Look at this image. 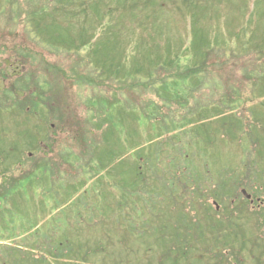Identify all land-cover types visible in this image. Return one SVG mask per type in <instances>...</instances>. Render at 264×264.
Listing matches in <instances>:
<instances>
[{
  "label": "rangeland",
  "instance_id": "obj_1",
  "mask_svg": "<svg viewBox=\"0 0 264 264\" xmlns=\"http://www.w3.org/2000/svg\"><path fill=\"white\" fill-rule=\"evenodd\" d=\"M132 1L137 0H119L120 4L117 3V6L121 5L122 7H128L129 3ZM140 1L143 2L145 6L139 5L140 9L132 13H121L120 11H116L115 14L111 13L114 17L110 19L108 18V15L110 16L108 12L109 9L107 10L106 6H111V9H113V5H115L114 0H104L105 4H102L99 11V15L104 17L105 23L108 24L112 30L116 32L119 31L118 36H120V38L114 43L117 44V49L124 51L125 54L132 51L133 47H135L139 41H142L143 36L148 41L151 39V41L159 43L156 48L162 55L166 54L164 48H167V54L169 58H172L177 51H179V53H184L185 49L188 48V37L191 36V26H196L195 29H202L204 27L206 32H211L221 27V20H223L224 23L222 33L238 34L242 38L243 35H241L242 33H240V30L242 26L248 25L252 30H254V28L256 29L255 31L258 30L257 46L263 42L261 35L264 37V0H200L196 2L198 7L193 9L192 12L191 10L186 11L185 9L183 11H178L175 9L173 3L168 0ZM160 3L163 8V13L158 14L155 17L156 19L152 17L150 19L147 18V20L151 21L150 23L156 21V24L145 26V29H147L145 31H150L146 33V35H151L150 38H147L145 37L143 29L140 30L138 28L136 19H142L141 16L143 15L140 16V13L143 11L150 13L157 10ZM0 5L4 7L6 2L1 0ZM92 12L94 13V11ZM92 12L88 13L87 22L85 21L86 19L83 21V19L77 18V20L73 21L70 25H63L62 27L56 26L51 28V30L56 32V37H64L67 33L73 35L81 33L82 31L80 28H82L84 29V38L88 39L90 35L93 34L95 36L94 39H98L100 37L99 27H97L96 23L90 22V19H95V15H92ZM218 14L220 18H215ZM134 15L136 17H134ZM193 16H195V21L192 24L191 20ZM225 19L226 21H224ZM77 21H80V23L82 22V25H78L76 23ZM105 23L104 25H106ZM24 28L31 32L30 25H26ZM158 28L161 29L163 33L155 32ZM0 32H5V29H0ZM18 32L21 37L22 34L20 31ZM153 32L154 34L152 35ZM252 32H247L246 34H252ZM27 37H24L23 44H21L22 41L19 42L16 49L20 54H26L28 57L35 56L37 60H40V64H42L41 59L44 58L49 64L59 66L64 72L68 70V74L70 75L68 64L73 61L72 58H67L65 56L54 58V55L45 51L48 45L40 44L37 46L36 44H32L33 41L30 42L28 40V38L35 39L34 33L31 32V36ZM232 40L236 43L235 39ZM246 41L247 39L243 40V42ZM252 43H255V41L253 40ZM181 44H183V46L179 50L178 47L181 46ZM86 48V45L82 47L83 52L86 51ZM0 52L1 69L2 65H4V60H8L7 58H10L11 55L6 51L3 52V50ZM117 52L120 54L119 51ZM100 53L93 59L91 62L92 65L90 64V59L86 56L82 59L80 64L83 68L81 70L82 73H86L84 69H90L91 67L96 68L97 66L101 67V61L103 62V60L104 62L107 60L109 63H112V57L108 58L107 52H105V56H100ZM226 56L227 53L225 54V57ZM26 61L36 66L32 59ZM129 61L130 60H128V63L123 60L121 62L125 65L128 64V67L129 65L135 66ZM230 62L236 63V68H242L244 70V66H248V62L253 63V60L238 56L237 59H230ZM254 64H256V62ZM212 67L214 69L212 62H209L207 67V71L210 70L209 77L202 82L205 86H211V94L213 97L209 100L211 102L209 105L210 108L200 113L193 107L190 109L189 113L184 114L183 118L178 120L174 118V115H171V118H169V116H164V118H160L159 122H155L153 119L157 117V114L152 113L150 115V113H144L148 115L147 118L137 109L147 102L150 104L151 109H153L151 103L155 105L160 103L153 92L157 82L152 86L148 85L146 88L144 86L146 82L158 79L160 76L158 72L148 75L144 68L142 74L133 73L130 75L127 81L134 79L136 82L133 86L130 82L127 83L128 87L122 92L126 95L127 101L115 99V97L112 96L113 93H115L112 90L114 85L107 84L103 87H99V91L102 92V94L104 93V95L101 94V96H104L105 100H107L106 102H109V107L107 106L108 103H104L106 112L109 108L111 114L117 111H124L126 113V110L129 111L131 107L134 108L133 114L135 115L137 129H133V132H130L128 124L127 128L122 129L121 133L125 135V142H122L119 146V150L116 151V154L119 152L118 155L123 151L120 155L121 158L123 157L122 159L116 155H108L106 153L102 158L103 162L105 160L103 167H95L93 164L91 168H85L87 173L92 172L90 174L94 175L93 185L90 181L85 187H82L81 184L84 182L82 178L79 179L78 184L76 183V185H74L75 176L71 175L74 173L73 170L70 173L66 169L68 167H64V163L60 162L62 156L60 153L61 151L59 152L57 147L60 146L62 139H57L55 136L53 139L46 140V142L44 141V149L47 150L45 151L46 159L55 157L52 152H59L56 154L55 158L60 162L58 163L62 168L60 172H55L51 169H46L43 172L47 178L50 177L49 179L53 181L51 184L53 187H55V182L60 181L62 178L65 179V185L63 187L56 184V199L60 200L58 202L62 203V200H64L66 196L70 197L71 201L76 200L78 202L77 204H84L85 202L83 199H86L88 205L94 207L99 214H103L106 211V207L113 206L114 200H120L123 188L125 193L124 198L130 195L131 192L125 189L126 186L133 187L132 192L139 195L141 198H147V202H140L138 204V206L144 205V209L147 207L143 210L142 214L140 212L137 216H135V214L131 216L134 218L143 215L139 218L144 221L143 224L145 225H137V227H134L131 222V217L130 219L127 217L125 220L126 224L123 223L119 227L117 238L115 237V233H113L112 238H106L105 233L101 232V234L98 233L89 239L92 243V247L89 249L104 250L110 254L114 253V256H75L76 258H71L68 261L70 263L66 264H158L157 258L159 256L168 253H182L181 250L171 249V247L174 244L181 245L184 242L186 245H188L187 243L190 245V249H185V251L187 250V255L192 257L190 264H264V240H262L264 238V227H260L264 225V220L261 221L259 218L260 222L256 223L254 215L248 217L243 222L234 220L230 224L228 230L230 234H234V236H232L221 232L218 219H214L207 212L212 211L215 206L223 208L226 204L223 200H226L227 203L233 200V205L235 207L233 209L234 215L243 218L244 216H240L239 213H237V207L242 205L240 189H237V186L240 184L238 174L240 178L243 179L244 174L247 173V175H249V173H251L253 174L254 183L258 191L254 193L256 187H250L251 191H248L249 193L253 192L255 197L263 200L261 210L257 212V215L264 214V192L263 190H261L262 193L259 192V188L264 187V146H251V141H247L244 147H237L236 144L228 142L226 138V142H223L219 126L220 121L226 123V120H221L218 117L215 119V116H218V113L215 112L225 109V106L228 107L230 104L228 106L226 104L222 106L223 103H221L222 105L219 104V93H222V95L226 93L225 90L221 88L222 86L218 83V80L227 81L229 85L233 83L238 84L237 86L242 93V101L244 104L238 109H234V112L240 113L239 115L244 119L250 116V111L254 113H263V130L264 106L260 102H264V97L261 96L259 98L258 94L255 92L257 90L250 91V84H248V86L247 82L245 83L246 90L244 92L243 86L240 85L243 81L238 77V75H240L238 74L239 71L237 73L235 70L229 69V67H222L221 73L219 71L214 73L211 71L213 70ZM256 70L259 71L258 69ZM253 74L257 75L256 72H253ZM48 77L57 81L55 85L60 84L61 86L63 84L67 88L64 91L69 92V97L65 100V104L70 106L71 110L74 108L72 113L78 114V117H85L83 115H85L88 105L90 109H94V111L100 109V106L96 104L100 94L90 96L97 91L93 92V89L89 85L70 81V78L74 79L73 77H66L65 80L62 78V74L57 70L47 72L42 79L40 78L41 89L45 92L51 89V86L46 82L47 80H43ZM92 77L96 78L97 74ZM29 85L30 84H28V86ZM262 85L264 86V84ZM158 90L160 91V88H158ZM254 92L255 96H252L251 93L254 94ZM16 93L19 95L26 94V88L25 92L17 90ZM117 93L120 94V91ZM199 95L200 97H198V100L196 99L195 102L201 103L208 99L207 96L209 94L202 95V93H200ZM186 97L187 95L184 93L182 98ZM135 106L138 107L135 108ZM29 107L30 111L28 113L19 106L14 109L17 113H12L10 108L6 109L5 107H0V115H2L0 132L11 133V137L8 138L7 141H5L4 138L0 141V264H58L57 260L48 255H44L45 258H43L39 255V252H37L36 255H30L28 251L25 252L21 251L23 249L19 250L14 248L12 243L8 240H12L14 236L20 233H27L31 229L32 233L39 235L40 238H42L41 235L45 233L46 238L42 239L47 240L48 236L53 231L58 230V227L60 228L65 224L62 220V217L65 218V216L62 213L56 212L58 204H56L57 206L54 209L55 212L51 214L49 210L47 211L46 203H49V208H51L53 204L50 203V201L43 202L44 198L39 200L36 197L37 194L34 188L45 186L44 177L37 176L36 174L33 178L28 177L32 174L34 165L43 157V155H39L37 152L38 145H36V142L44 138L42 129H40L41 138L38 130H34V128L42 122V120H40V115L37 114L40 113V108L43 107L40 103L29 104ZM57 111H60V113L64 115L65 107L62 105L58 106ZM159 113L160 115H164L166 114V110L160 109ZM90 115H93L92 111H90ZM126 115V119L127 117L128 119H132L134 116L129 114ZM234 118H236V116H234ZM176 121L178 122L177 124H175ZM189 123L190 126H188ZM124 124L126 123L124 122ZM247 124L248 123L245 124V127L249 130L248 128L250 125ZM110 125L114 127L113 123H110ZM175 125L179 127L177 128L178 135H172V132H169L170 128ZM58 126H60L59 123ZM182 127H185V131H181ZM44 129L48 134V128L46 127ZM125 129H127V132ZM257 129L259 130L258 127ZM109 133L112 140V133ZM216 135L217 144L219 145L216 152H207L204 154L198 151L199 149H206L210 145V139L216 140ZM27 140H30V144H28ZM231 141L235 142L234 140ZM43 145L41 144V146ZM13 147H16L15 152L12 151V149H14ZM40 148L39 146V150ZM179 150L182 152H178ZM79 151L81 150H78V153H80ZM180 153L182 154L179 155ZM108 156L115 157V160ZM85 160H87V156L79 154V159L73 161L72 164L75 165L77 163L79 165L83 161L85 162ZM127 164L131 170L128 174L125 175L122 173L123 175L119 176V174H121L120 172L124 170L123 166ZM142 164H144L145 168ZM138 167L142 175L136 178V172L133 169H138ZM117 171L119 173H117ZM149 171L153 173L146 175ZM207 171H209L210 174L204 177ZM192 173H194V177H192V181L194 182H189L190 178H188L187 175H191ZM219 175L223 179H219ZM78 176L81 175L79 174L76 177ZM46 177L45 181H47ZM114 177L116 179H114ZM163 183L168 184L165 189H163ZM202 183L206 188H203L202 191H198L197 185ZM247 183L249 184L250 182L247 181ZM193 184L194 186L192 187ZM221 184L225 186L222 187ZM22 185L28 187L27 190H32L28 191V193H21ZM185 185L188 186V190L183 189ZM115 186H117L116 189ZM93 191H98L99 197L95 200H90V198H94ZM163 192L169 193L173 201L171 198H165ZM156 199H158L160 203H157ZM79 200L82 201L79 202ZM156 203L158 210L155 211L154 206ZM125 204L124 214H127L129 212V207L126 202ZM43 205L44 207H42ZM253 205L257 206V203ZM59 207L62 206L59 205ZM152 208L154 209L152 210ZM75 212L82 213V210L80 207L74 208L73 211H69V216H74L73 214ZM149 212L150 214H148ZM222 214L226 215L224 209L222 210ZM103 216H105V214H103ZM83 218L87 219L86 216ZM52 220H56V223H53ZM68 221H72V219H68ZM81 221H83V219L74 220L73 223H76L69 231L73 239L72 251L87 249L83 248L78 243V227H82L84 232L91 231L94 228L87 225L82 226ZM150 221L153 224V229L149 227ZM94 222L96 223L97 219ZM194 223L199 225L195 231L190 230V227ZM99 224H103V221H98V225ZM172 224L178 225L172 226ZM259 227L261 228L260 232ZM239 229L244 230L243 235L246 240L258 238V240L252 241L255 244L253 250H249L250 244L248 245V242H246V249L244 251L240 252L238 250L237 245L239 243L237 241L241 236V234L238 235ZM175 230L180 232H175ZM190 231L194 237L192 239L183 240V234L187 232L191 233ZM180 233L182 236L179 235ZM57 235H59V232ZM220 242L226 246L229 245V247L233 246L234 249H226L223 246H219ZM62 262L63 261H61V263L59 262V264H65Z\"/></svg>",
  "mask_w": 264,
  "mask_h": 264
},
{
  "label": "trees",
  "instance_id": "obj_2",
  "mask_svg": "<svg viewBox=\"0 0 264 264\" xmlns=\"http://www.w3.org/2000/svg\"><path fill=\"white\" fill-rule=\"evenodd\" d=\"M1 1V0H0ZM6 2V5L2 7L0 5V29H5V32H0V51L3 50L8 52L11 56L10 58H7L8 60H4V65H2V68L0 69V107H5L6 109L10 108V111L12 113H17L16 110H14L16 107H20L22 110L30 111L29 104L32 103H40L43 108H40L39 115L43 119L42 122L47 124L48 127V134L49 136L55 137L56 135V129L62 130L63 133H66V138L69 141V144L71 143V147L73 151L75 150L78 153V150L80 153L78 154H84L87 156V161L90 162V164H94L95 167H103L105 164V160L103 162L102 158L107 153L108 155H116L119 158H121L122 152L118 155L116 154V151L119 150V146L121 144L120 136L122 135L121 131L123 128H127V126H124V122L128 121V124H131L130 132H133V129H137V123L135 120V117L132 119L127 120L125 118V115L121 111H117L114 114H111L108 111H105L104 103H108L107 106L109 107V102H106L104 96H101V92H98L97 94H100L98 96V100L96 103H99L104 108L99 109L98 111L92 110L93 116L96 118H100L99 120H96L95 126H91V120L86 117L85 119L79 121L76 116H73L72 110L68 109V107H65V96L68 94V92L64 91L67 89L62 83L55 85L57 81H54L51 77H48L47 79L44 78L43 80H47L46 82L51 86V89L48 92H45L41 89L40 86V78L42 79L44 74L47 72L52 71H59L62 74V78L66 80V77H73L74 79L70 78V81H75L78 84H84V85H92L93 92L98 91L97 87H103L107 85L106 83H110V85H114V88L112 89L115 93H113L112 96L115 97V99H123L121 95H117L118 91H122V86L126 84V81L130 75L133 73L135 74H142L144 72V68L146 69V73L148 75H151L155 72H160L159 80L162 83H165L166 79H169L170 81H173L172 88L174 90L182 89L183 93L187 95L186 98H191L192 94L196 90L200 89L199 83L203 82L204 80L200 77H205L206 73H210V70L207 71V65L209 62H212V65L214 66V69L211 70L212 72L219 71L221 73L222 67H229V69L235 70L237 73L239 71L238 77L243 81L240 85L243 86V90L245 92L246 87L245 83L247 82V85L250 84L249 90L255 91L258 94V97L261 96L264 97V64L260 61L264 60V37H262V44L255 46L252 42L253 40L255 42H258L257 36H258V30L255 31L251 30V28H247V26H242V38L237 35L233 36L232 34H224L222 33V27L224 25L223 20L222 25L217 30H212L211 32H206L205 28L203 29H195L196 26H191V36L188 37V48L185 49L184 53H179V51L176 52V54L169 58V55L167 54V48H164V51L166 54L162 55V53L158 52L156 46H158L159 43L156 41H151V39L148 41L142 36V41L139 42L135 47H133L132 51H129L128 53H124V51H120L117 49V44L114 43L118 38H120L119 33L115 30H112L108 24L105 23L104 17H101L99 15L100 8L102 4L104 3V0H4ZM173 3L175 6V9L178 11H183L184 9L186 11H193V9H196L198 6L196 5L197 1L200 0H168ZM215 1V0H213ZM115 5H113V9H111V6H106L108 12L110 13V16L108 15V18H113L116 11H120L121 13L124 12H130L132 13L135 10L140 9V6H145L143 2L140 0L132 1L129 3L128 7H122L117 6V3L120 4L119 0H114ZM155 3V2H154ZM105 4V3H104ZM153 13L155 12L156 15L163 13V8L161 3L159 4ZM121 8V10H120ZM111 9V10H110ZM223 10V9H222ZM94 11V13L92 12ZM92 12V15H95V19H90V22L96 23L98 29L100 30V37L98 39H94V35H90V37L84 38L83 31L84 29H81V33H78L76 35L73 34H66V36L56 37L55 31H52L51 28L54 27H62L63 25H70L75 17L78 19H86L87 22L88 13ZM112 13V14H111ZM149 14H152L150 12ZM154 16V14H153ZM134 17H136L134 15ZM141 20H139L138 25L140 27L144 26H151L153 24H156V21L154 23H150V20H147V18L141 16ZM215 18H220L219 14ZM192 24L195 21V16L192 18ZM226 21V19L224 20ZM104 23L106 25H104ZM226 24V22H225ZM30 25L31 26V32L34 33V38L31 39L28 38L31 36V32L27 31L24 27ZM159 25V24H158ZM247 28V29H246ZM79 30V29H78ZM22 34L20 37L19 32ZM246 31V32H245ZM253 31V32H252ZM148 32V31H147ZM150 32V31H149ZM148 32V33H149ZM155 32L163 33L161 29H156ZM244 32V33H243ZM247 32H252V34H246ZM154 32L152 33V35ZM157 35V34H156ZM28 38L30 42L33 41L32 44H36L39 46L40 44H46L48 45L47 48H45V51L49 52V54L54 55L53 57H60L65 56L68 58H72L73 61H71L68 65L70 68V75L68 74L69 71L66 70L65 72L56 65L49 64V62L46 59L37 60L35 56L28 57L26 54H20L16 49L19 45V42L23 44L24 37ZM210 36V38H209ZM151 35L147 36V38H150ZM227 38V39H226ZM232 39H235V42H233ZM247 39L246 42H243V40ZM151 41V42H150ZM171 44V43H170ZM184 44V43H183ZM179 46V50L183 46ZM248 44H251L252 47H249ZM86 45V51L83 52L82 47ZM36 46V47H37ZM116 46V47H115ZM128 46V45H127ZM20 48V47H19ZM38 48V47H37ZM119 51L120 54L117 52ZM101 52V53H100ZM105 52H107L108 58L112 57V63H109L107 60L106 62L101 61V67L97 66L96 68L91 67L88 69V73L84 74L82 73V67L80 66L82 59L86 56L90 59V64L93 61V59L100 53V56L104 55ZM1 53V52H0ZM188 53V54H187ZM227 53V56L225 57V54ZM2 56V54H1ZM247 57L251 56L254 63L248 62V66H244V70L241 68H236V63L230 62V59L237 57ZM32 59L33 63L37 66L31 65L26 60ZM173 59V60H172ZM125 61L128 63V60L131 64H134L135 66L125 65L121 61ZM251 60V59H249ZM221 61V62H220ZM183 62V63H182ZM259 64V66H258ZM92 65V64H91ZM171 65V67H170ZM168 66L173 71V77L169 74H166L165 67ZM32 68V69H31ZM252 73H251V69ZM259 71H257L256 69ZM163 69V70H162ZM249 70V71H248ZM241 72V73H240ZM253 72H256L257 75L253 74ZM93 74H97V78H93ZM107 75V76H106ZM262 75L261 79L259 76ZM198 76V77H197ZM245 76V77H244ZM104 77V78H103ZM194 77V81L191 84L187 85V82ZM223 77V76H221ZM106 79V80H105ZM175 80V81H174ZM207 80V79H206ZM179 84H177V83ZM30 84L28 86V84ZM189 83V82H188ZM218 83L222 86L225 91H230V98L225 96V100L222 99L223 105H229L230 107H234L236 104H240V100L242 98V93L239 91L238 84H230L227 81L224 80H218ZM225 83V84H224ZM224 84V85H223ZM109 85V84H108ZM152 86L153 82L148 81L145 83V88L147 86ZM53 86V87H52ZM205 86V85H204ZM203 87V85H202ZM26 88V94H17L16 91H24ZM211 86H206L205 89H210ZM66 92V93H65ZM181 92V93H182ZM251 93L252 96H255ZM104 94V93H103ZM228 94V93H227ZM96 94H94L95 96ZM90 97V96H88ZM186 98H182L181 94L178 93L174 94L173 102L177 103V106H181L182 102L186 100ZM224 100V101H223ZM264 106V102H260ZM64 106L65 107V114H61L60 111H57L58 106ZM89 106V105H88ZM264 111V110H263ZM27 112V113H28ZM250 117L252 122H250V125L253 123V130H248L246 132V127L244 125L242 129V121L246 124V119H234L230 126V119H232L231 115L225 116L222 112L220 115L215 116L221 117V120H226V123L224 121H220L219 129L221 130V135L226 137V140L230 142L231 144H236L237 147H244L245 143L248 141H251V146H257L262 145L264 146V130L262 129L261 123H263V113H254L250 111ZM144 114V112H142ZM22 114V113H21ZM111 114V115H110ZM152 114V112H151ZM150 114V115H151ZM233 115V114H232ZM2 115H0V121L2 120ZM144 116L148 117V115ZM145 117V118H146ZM259 118V119H258ZM60 124V126L56 127L53 124V120ZM137 119V118H136ZM260 120V121H259ZM204 122V121H199ZM110 123L114 124V127L110 125ZM178 122L176 121L175 124ZM194 124V123H193ZM45 125V124H44ZM57 125V124H56ZM192 125V124H191ZM190 126V123L189 125ZM39 126H36L34 130H38L39 135H41L40 129L44 132V141L48 139V134L45 129L42 127L38 128ZM53 127V128H52ZM259 127V130L257 129ZM56 128V129H55ZM179 128L178 126H173L172 130H177ZM47 130V131H48ZM91 130L94 131L91 132ZM127 131V129H125ZM182 130V128H181ZM170 131V130H169ZM112 133V140L110 138V133ZM52 133V134H51ZM54 134V135H53ZM213 140V141H212ZM234 140L235 142L231 141ZM214 139H210V145L204 149V150H198L204 154L207 152H216L219 145L214 146ZM182 154V153H181ZM179 154V155H181ZM111 159L115 160V157L108 156ZM122 159V158H121ZM119 160V159H118ZM118 165V164H117ZM87 167L91 168L90 165H86ZM120 166V165H119ZM142 166L145 168L144 164ZM39 167H42L43 169H48V164L44 163L42 165H36V169ZM124 170L121 171L119 176H122L123 174H128L131 169H129V165L123 166ZM157 168V166H156ZM103 169V168H102ZM136 172V178L140 177L142 173L138 169H133ZM117 173H119L117 171ZM123 173V174H122ZM150 173V172H149ZM113 175V174H112ZM228 175V174H226ZM247 176V175H246ZM250 178H253L250 176ZM116 179V178H114ZM125 189H128L131 193L130 195L125 196L124 198V188L123 192L120 195V200L115 201L113 203V206L107 207L110 215V219L118 220L117 223L113 224V226L120 227L122 223L125 222L127 217L130 219V217L137 216L143 210V206H138L140 202H147V198L143 197L141 198L139 195H136L133 193V187L126 186ZM127 203L129 207V212L127 214H124V208L126 207ZM155 210H158L157 204L154 206ZM150 209V208H148ZM154 208H152L153 210ZM150 214V212L148 213ZM210 216L213 218H216L214 213H209ZM142 216V215H141ZM140 216V217H141ZM139 217H131V219H135ZM196 218V217H195ZM193 221V220H192ZM220 224L224 225L226 229L229 230L230 224L233 222V220L229 217H227L224 220L218 221ZM133 223V222H132ZM189 223V222H188ZM126 224V222H125ZM135 224V223H134ZM133 224V225H134ZM141 225H145L143 223H139ZM82 226L85 224L81 223ZM178 225V224H172V226ZM152 224H150V228L152 229ZM198 224L194 223L190 230H194L198 228ZM134 227H137V224L134 225ZM264 227V225L260 226ZM259 227V232L261 231V228ZM178 230H175V232ZM241 231V233H240ZM243 229H239L238 235L241 234L239 237V240L237 241L239 244L237 245L238 250L240 252L244 251L246 249V242H248L249 250H253L255 247V244L252 241L258 240V238H254L252 240L246 238L243 235ZM78 232H82V227H78ZM180 232V231H178ZM191 232V231H190ZM68 232L66 231L62 235L60 243L51 241L52 244L57 246V248L61 249L62 251H65L70 242L68 237ZM181 235V233L179 234ZM183 240L185 239H192L194 236L191 233L187 232L183 234ZM230 235L234 236L233 233ZM182 236V235H181ZM180 236V237H181ZM264 240V239H262ZM187 243V242H186ZM80 246L83 248H86L87 241L85 242H79ZM188 245L185 244V242L181 245H172L171 249H177L178 251L181 250L182 253L180 254H172L168 253L163 256H159L157 259L158 264H190L192 257L187 255V250L190 249L189 243ZM220 244L224 247V244L220 242ZM73 244L71 245V257H85L87 256L85 249H78L76 251H72ZM70 250H68L70 253ZM173 251V250H172ZM84 252V254L82 253ZM99 256H102L99 254ZM65 258H68L65 255ZM57 261H60L58 257H55ZM84 259V258H83Z\"/></svg>",
  "mask_w": 264,
  "mask_h": 264
}]
</instances>
